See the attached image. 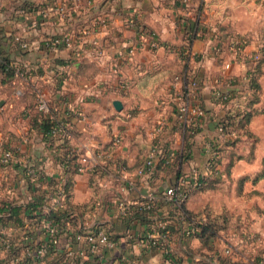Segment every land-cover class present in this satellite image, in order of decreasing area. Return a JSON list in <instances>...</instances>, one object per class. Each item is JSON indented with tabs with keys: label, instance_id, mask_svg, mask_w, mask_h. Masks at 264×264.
I'll use <instances>...</instances> for the list:
<instances>
[{
	"label": "crops",
	"instance_id": "crops-1",
	"mask_svg": "<svg viewBox=\"0 0 264 264\" xmlns=\"http://www.w3.org/2000/svg\"><path fill=\"white\" fill-rule=\"evenodd\" d=\"M29 1L46 5L61 0ZM15 4L12 0H0V43L6 41L1 35L9 34L8 39L13 41L11 56L14 63L17 67L25 64L28 70L8 78L0 67V101L11 100L8 110L0 113V147H11L30 163L45 166L49 183L55 181L60 171L57 152L64 149L61 145L90 152L99 148L105 150L107 157L101 167L105 171L103 175L98 171L93 174L74 172L72 177L75 181L72 203L76 206L88 204V207L99 201L97 217L106 223L114 239L112 246L104 247L103 252L95 257L98 260L96 264H173L166 257L165 248L152 247L148 242L147 236L154 233L156 222L148 226L137 217L121 220L114 213V198L121 195L134 202L148 191L160 193L175 180V175L159 171L155 176L140 177L132 190H122L116 175L117 166L110 163L108 166V158L117 160L130 172L144 161L155 138H159L162 144H169L176 152L183 151L186 142H190L187 129L190 124H183L177 118L176 107L181 99L182 83L175 80V75L184 70L200 77L202 91L199 101L207 112L191 139L194 142L191 155L179 158L178 167L188 172L194 166H205L207 141L214 136L223 137L213 128L212 118L244 103L240 97L227 104L217 102L213 88L222 74L223 65L216 61L215 43L225 42L235 33H248L252 36L248 49L256 50L264 25L263 22L258 28L264 20V0H190L188 3L183 0H69L71 11L63 15L53 12L42 25L32 29H25L23 21L15 13ZM103 14L108 15L107 24H95ZM131 16L154 30L161 46L156 49L138 48L128 60L122 53L137 38L136 27L127 24V18ZM65 28L74 32L89 29L82 51L76 54L74 49L66 47L47 51L44 41ZM17 31H22L30 41L29 49L16 44L13 35ZM94 39L101 44V55L93 48ZM58 59L66 63L60 64ZM115 63L120 65L118 74L113 72ZM245 68L244 63H236L230 72L241 74ZM121 81L130 83L127 91H120ZM261 83L263 94L256 105L259 109L264 108L263 75ZM37 87L44 89L51 99V116L65 121L72 133L73 137L67 138V142L62 143L59 137L46 135L37 124L46 117L37 107ZM117 98L123 102L121 110L113 104ZM69 101L83 109L84 120L77 117L67 119ZM259 116H264V112L256 113L250 123L256 134L259 133L253 129V123ZM116 136L123 138L120 144L114 143ZM260 143H257L254 161L258 158ZM239 151L247 152L243 148ZM236 166L237 162L233 167L234 174ZM20 178H23V173L18 165H0V182L3 186L7 181L17 184V194L27 201L33 192L16 181ZM1 183L3 195H7ZM195 196L201 195L196 193L190 197L187 202L189 208L201 211L207 206L213 207L208 202L203 208H195L191 205ZM159 205L167 214L169 203L161 200ZM29 211V205H20L16 222L22 224ZM182 239L174 231L167 237L166 245L175 251ZM190 244L198 247L200 241L191 238ZM198 263L206 264L190 258H183L182 262Z\"/></svg>",
	"mask_w": 264,
	"mask_h": 264
},
{
	"label": "built area",
	"instance_id": "built-area-1",
	"mask_svg": "<svg viewBox=\"0 0 264 264\" xmlns=\"http://www.w3.org/2000/svg\"><path fill=\"white\" fill-rule=\"evenodd\" d=\"M16 4L15 13L23 21L25 29L38 28L45 21L46 18L53 12H59L61 15L71 11L69 0L51 1L46 5H38L29 0H12ZM188 3L190 0H183ZM108 15L103 14L95 20V24L106 25ZM127 24L134 26L137 29V38L132 43L125 53H122L124 58L128 60L132 58L138 48L156 49L161 46V41L157 33L145 27L142 23L131 16L127 18ZM79 32V33H78ZM89 32L88 28L80 31H72L70 29H63L60 33L48 37L44 41V47L47 51H58L61 47L74 49L78 54L82 51L84 43L86 42V35ZM13 39L17 45L22 49H29L31 47L30 41L22 31H17L13 35ZM250 36L248 34L235 33L225 42H219L214 46V53L217 56L223 53V44L228 45L231 50L230 55L224 59L222 77L216 79L214 93L217 97L223 99L230 98V92L222 90V87L230 86L232 83V73L230 70L239 61L246 62L253 60L256 57L254 50L248 49L250 43ZM93 48L99 55L103 53V49L98 39L93 40ZM257 50V49H256ZM121 56V55H120ZM28 70L27 65L19 66L15 69V75H22ZM54 70V69H53ZM120 70L119 63H115L113 72L118 74ZM60 73H63L60 72ZM60 76H63L61 74ZM64 79L66 77L63 76ZM250 75L246 72L243 77V85L239 87V96L242 99L247 97L244 93L245 83L248 82ZM175 80L182 83V94L179 103L177 104V118L183 124H191L195 126L201 125L202 117L206 112L204 107L198 102V80L192 72H185L175 76ZM130 88V83L121 81L119 83L120 91H127ZM17 92H19L17 90ZM36 98L38 109L51 116V99L48 93L41 87L36 88ZM81 100V98H79ZM237 100L236 97L231 99ZM11 100L6 99L0 103V113L8 110L11 106ZM71 110L75 111L77 118L84 120L86 115L79 104H72L68 102ZM238 104V106H240ZM221 135L222 127L216 129ZM53 134L64 135L66 138H72L67 125L61 123L53 127ZM232 135H237V132H232ZM123 138L116 136L114 138L115 144H120ZM211 140L207 141V151L212 154L215 153L211 148ZM63 149V148H62ZM71 155L77 154V165L75 172L77 173H97V168L105 164L107 157L106 151L102 148L97 150L85 151L80 148L71 147ZM58 165L60 171L55 181L47 180L45 166L35 165L30 163L25 157H21L11 147H0V165L2 166H19L23 173V178L17 179L18 183L23 185L24 189L31 188V197L25 200L22 195L17 194V184L7 181L3 186L6 194L3 195L0 188V197L14 199V203L18 205H29L30 202L39 201L38 205L29 211L28 217L23 219L22 224L16 222L15 218L7 217L0 219V264H96L95 257L100 254L104 247L112 246L114 239L111 237V232L106 223L97 217L96 209L100 206V202L94 203V206H88L81 214L78 211L71 212L65 218L59 220L54 215L64 216L62 214L67 209L68 188H67V168L68 158L62 151H58ZM163 153L162 145L156 142H151L148 147V153L144 161L138 165L133 171L127 172L126 169L117 167V177L119 180L120 189L132 190L137 185L138 179L143 176H148L154 169L156 160L161 157ZM175 154L174 148L171 149L168 160H172ZM210 166L209 160H206L205 168ZM119 169V170H118ZM192 177L197 179L199 168L194 166L191 169ZM206 172V170L204 171ZM187 181H182L185 185ZM46 183V184H44ZM75 181L72 183L74 186ZM22 190V189H21ZM187 199V194L180 185H170L163 191H148L141 198L130 202L121 195H116L114 198V213L116 217L125 216L132 211L133 205H144L147 209H156L159 207L161 200L167 201L171 205V209L184 217L182 204ZM5 213L8 210H4ZM10 214V213H9ZM93 216V218H91ZM167 221L158 220L155 223L154 233L151 232L148 237L161 239L169 236L167 233H161L159 227H165ZM190 230H195V225H191ZM249 231L241 234L243 242L251 241L253 244L257 240V236H252ZM224 252L230 255L233 260L239 258L234 256L233 245L224 238L223 240ZM238 246H235L237 248ZM235 258V259H234ZM235 261V262H236ZM244 262H250L252 259H243ZM264 262V261H263ZM233 264H238L233 263Z\"/></svg>",
	"mask_w": 264,
	"mask_h": 264
},
{
	"label": "trees",
	"instance_id": "trees-1",
	"mask_svg": "<svg viewBox=\"0 0 264 264\" xmlns=\"http://www.w3.org/2000/svg\"><path fill=\"white\" fill-rule=\"evenodd\" d=\"M14 2V1H13ZM261 34H260V45L257 48V50H254V53L256 54V57L251 60V64L249 68L247 69V73L250 75V78L247 83H245L246 87L244 89V93H247V97L243 99L244 103L240 105L236 109H227L220 115H216L214 118H212L213 121V128L218 129L219 127H222V134L223 137L214 136L211 140V148L213 151H215L214 154L212 152L210 153L207 151V160L210 162V166L205 168L197 167L199 168V173L197 175V179L192 177L191 170L188 172H184L183 169L178 167V161L179 158H187L189 154L191 155V148L194 144L191 139L194 137V135L198 132V129L196 128L193 123L190 124V127H188V135L190 136V142H186V145L183 149V151L176 152L174 154V157L172 160H168V155L173 147H171L167 143H161L159 138H155L153 142L159 143L162 145L163 153L161 157H159L155 164L154 169L152 171V175L155 176L157 172L164 171L165 173H173L175 175V180L170 185H180V188L184 190V192L187 194V199L182 204V209L184 211V217H181L178 213H175L171 209V205L169 204V209L167 210V214L164 210H161V205H159L156 209H147L144 205H133L132 211L128 213L125 216L119 217L121 220H133L134 218H140L143 219V221L148 225L151 226V224L155 223L158 220L161 221H167V224L165 227H159V231L161 233H167L170 234L174 231L179 233L180 236L183 237L180 244L178 245L177 249L175 251L169 250V248L166 245L167 238H151L148 237V242L152 247H163L166 249V257L170 259L171 263L173 264H182L183 258H190L191 260H194L195 262H204L206 264H231V260L228 257H223L221 260L222 263H218L217 261H213L212 258L204 257L202 255L205 249H212L213 241L218 236L220 228L227 227L231 220L238 219L240 216L234 217V215L228 211V209L223 210L222 212H218V210H215L211 206H207L204 210H194L188 207L187 202L190 199L191 196H193L196 193H203L210 190H216L219 189L222 182L225 181L226 178L232 175V169L235 166L236 162L240 159L246 158V154L242 153L238 149V144L241 140H243L247 135L254 137V145L253 148L250 149V157L251 160H254L255 158V150L258 143V134H256L253 130L250 128V123L254 115L260 111L264 112L263 109H259L256 105L261 100L262 94H263V88L261 83V77L263 75L264 71V28H261ZM9 35V34H8ZM8 35L6 32L1 35L2 39H6L5 42L0 43V67L6 74V77L11 78L13 77L16 72L15 69L17 68V65L14 63V58L12 55L14 47H13V41L8 39ZM12 37V35H11ZM218 44V43H216ZM219 45V44H218ZM60 64H65L66 62L62 59H58ZM186 71H181L179 74H183ZM191 72V71H187ZM178 73L176 75H179ZM192 74L195 76V78L198 80V87H197V99L199 101V96L201 97V91H202V82L200 77L196 74ZM175 75V76H176ZM219 77H222V74L219 75ZM244 73L241 74H232V84L230 86L222 87V90L229 91L230 92V98L229 99H223L222 97H217V102L222 104H227L231 101L233 98H237L241 95L240 89L238 86L241 84L243 85ZM214 92V90H213ZM215 94V93H214ZM216 95V94H215ZM202 105V104H201ZM203 106V105H202ZM204 107V106H203ZM178 108V107H176ZM205 112H207V109L204 107ZM177 111V110H176ZM66 113L68 114L67 119H72L73 117H77L75 111L71 109H66ZM135 113V112H134ZM133 113V114H134ZM63 123L66 124L65 121L57 120L50 115H46L43 119L40 121H37V124L40 126L41 130L48 136H57L62 141V143L67 142L68 139L64 135H55L53 134V127L56 125H59ZM236 131L237 135L232 137V132ZM257 142V143H256ZM64 153L66 157L68 158V168H67V188L69 191L68 199H67V209L65 210V213L62 214L64 216L60 215H54L57 220L61 218H65V216H68L71 212L78 211V213H82L83 208L85 209L88 204L79 206L74 205L71 201V196L73 193V174L75 172V167L77 165V154H71L70 146H63ZM70 147V148H68ZM9 148V147H6ZM190 149V150H189ZM250 160V161H251ZM262 163H264V156L262 158ZM114 164L117 167L124 166L123 164H120L117 160L112 161L111 158H108L107 165ZM102 166H99L97 169L100 174H104L105 171L101 170ZM206 170V172H204ZM249 173H244L239 176L240 179V188L242 187V184L244 183V179ZM264 178V170L259 171L256 174L255 181H259L260 179ZM187 181L185 185L182 183V181ZM238 180V179H237ZM236 180V181H237ZM168 185V186H170ZM167 186V187H168ZM166 187V188H167ZM165 188V189H166ZM163 191V190H162ZM257 191V190H255ZM39 201H33L29 203L30 210L35 208L38 205ZM20 205L14 203V199L6 198V197H0V219H5L7 217H13L16 218L17 213L19 211ZM4 210H8L7 213L4 212ZM10 213V214H9ZM191 225H195V230H190ZM241 222L239 221L236 224V227H234L236 230L240 231V233H244L246 231H249L250 226L245 224L247 227H242ZM233 226V225H231ZM112 237V234H111ZM146 237V236H145ZM113 238V237H112ZM191 238H197L200 241V245L198 247H193L190 244ZM262 250V249H261ZM259 250L260 252H263ZM103 252V250L101 251ZM264 254V253H263ZM259 253V255L254 258V260L250 262H241L239 264H264V255ZM200 255L199 257H197ZM96 255V257H98ZM97 260V258H96ZM98 262V260H97ZM233 264V263H232Z\"/></svg>",
	"mask_w": 264,
	"mask_h": 264
},
{
	"label": "rangeland",
	"instance_id": "rangeland-1",
	"mask_svg": "<svg viewBox=\"0 0 264 264\" xmlns=\"http://www.w3.org/2000/svg\"><path fill=\"white\" fill-rule=\"evenodd\" d=\"M262 14L264 15V11H262ZM263 22L264 20L261 21L258 28L263 25ZM262 28H264V25L262 26ZM249 36L251 39L252 36ZM259 45L260 42L257 48L259 47ZM222 50L223 53L219 56L214 53L216 61L219 60L221 62V65H223L226 56L230 55L231 53L230 48L226 44H223ZM237 63L239 64L242 62L239 61ZM243 63L246 65L245 71L243 72L245 74L251 64V60H247ZM253 129L259 133V138L257 140L258 143L261 142L257 160H251V154L249 152L250 149L253 148L255 141L254 137H249L247 135V137L241 140L237 146L238 149L243 148V150L247 152H242L246 154V158H243L244 160H242L241 162L237 161L235 174L234 169H232V175L226 178L224 182H222L219 189L210 190L206 193H200L201 196H195L192 198L191 205H194L195 208H203V206L209 202L211 203V205H213V208L215 210H218V212H222L223 210L228 209V211H230L234 215V217L240 216L239 220L233 218L227 227L220 228L218 236L213 241L212 249H205V251L203 252L204 255L202 256L212 258L213 261H217L218 263H222L221 260H223V257H228L231 260V264L236 262L239 264L241 262H244L242 261L243 259L254 260V258H256L259 253H264V178L260 179L259 181L254 180L256 174L259 171L261 172L264 170V163H262L263 161L261 159V156H263L264 153V116H259L256 118L253 123ZM232 137L234 136L232 135ZM244 172H248L249 174H247V176L245 177L243 181L244 183L240 188V179L238 175ZM239 221L241 222V224H243L241 225L242 227H247L245 225L247 223V225L250 226L249 232L253 233L252 236H257V240L254 242V244L251 241L249 242V244H247L246 241L243 242V240H241L243 239L241 236L242 233L234 228ZM224 238L226 239V241L228 240L229 243L233 245L232 248L234 256L238 257V260L240 261L233 260L230 255L225 254L226 252L224 251L223 246ZM235 246L238 247L234 249ZM259 250L263 252H260ZM199 256L200 255H198L197 257Z\"/></svg>",
	"mask_w": 264,
	"mask_h": 264
},
{
	"label": "water",
	"instance_id": "water-1",
	"mask_svg": "<svg viewBox=\"0 0 264 264\" xmlns=\"http://www.w3.org/2000/svg\"><path fill=\"white\" fill-rule=\"evenodd\" d=\"M0 102L2 103L3 101ZM113 104L117 110H121L123 108V102L121 99H114Z\"/></svg>",
	"mask_w": 264,
	"mask_h": 264
}]
</instances>
